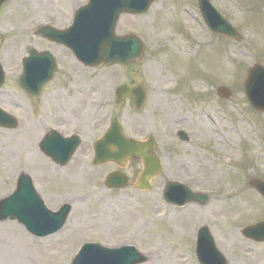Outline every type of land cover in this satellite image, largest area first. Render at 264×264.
<instances>
[{
    "label": "rangeland",
    "instance_id": "374dc122",
    "mask_svg": "<svg viewBox=\"0 0 264 264\" xmlns=\"http://www.w3.org/2000/svg\"><path fill=\"white\" fill-rule=\"evenodd\" d=\"M69 1L14 0L0 12L6 76L0 104L19 121L16 129L0 128V199L15 188L23 171L50 209L71 204L64 226L43 238L15 220L0 221V264H68L85 240L133 244L148 255L143 264H199L193 234L200 224L209 227L228 264H264V242L246 239L239 230L264 219L262 198L245 186L250 177L264 179V116L248 105L242 87L249 65H264V0H211L243 35L239 42L208 33L196 0H158L145 14L120 19L121 28L135 29L144 42L135 64L84 67L61 57L43 96L29 99L16 82L22 49L31 42L21 28L49 14L66 15ZM34 43L46 45L38 39ZM134 72L146 87V101L138 110L129 100L116 106L115 86L132 81ZM92 85L95 100L99 90L104 92L106 127L117 115L126 134L155 136L162 173L150 191L104 188L111 167H89L84 147L63 168L36 151L59 108L75 101L73 107L82 112L93 95L84 89ZM217 86L229 88L228 100L217 96ZM181 128L190 136L186 142L176 136ZM168 179L207 192L208 203L170 206L161 195Z\"/></svg>",
    "mask_w": 264,
    "mask_h": 264
},
{
    "label": "water",
    "instance_id": "95a60500",
    "mask_svg": "<svg viewBox=\"0 0 264 264\" xmlns=\"http://www.w3.org/2000/svg\"><path fill=\"white\" fill-rule=\"evenodd\" d=\"M3 1L0 0V3ZM92 1H97L98 4H101V10H98V8L94 9L89 15L92 23L86 26V30L88 31L86 36L90 40L88 41V47L85 49L72 41H68L67 44L73 48V51L85 63L90 65L100 63L126 64L139 58L142 53V43L137 38L123 36L121 39L113 40L111 39L112 31L108 29H106L105 34H102L99 39L96 37L103 31V26L109 16L106 13L109 9L106 8L110 5V10L113 9L116 18L122 11L138 14L144 13L153 0ZM198 4L203 18L214 32L233 38L237 37L235 30L211 6L209 0H198ZM101 43L107 44L102 45ZM108 43L117 47L109 48ZM39 58H42V60L38 63H35L33 58L26 59L28 66L26 68L25 79H23L24 77L20 79V83L25 87L26 92L30 96L39 94L41 86L50 79L54 70V65L50 61L49 55L46 54L44 57ZM2 75V71L0 70V83L3 78ZM35 81L36 84L34 83ZM245 89L250 104L257 110L264 111V68L261 65L256 63L250 68L247 81L245 82ZM127 94L132 95L136 107H139L144 99V89L138 84L134 88L118 87L116 89V102L118 103ZM0 125L15 127L17 122L13 117L0 110ZM63 141L54 143L48 151L46 150V153L53 158L61 155L65 150V143ZM75 141L76 139H74ZM153 146L154 141L152 139L147 142H139L126 138L117 118H113L108 130L95 144L94 161L95 163L113 161L117 164H124L130 158L139 159L143 169L136 179V185L149 189V178L160 172L158 158L152 152ZM66 155L64 157H67ZM107 184L111 186L124 185V178L111 175ZM248 184L264 197L263 180L252 178ZM169 189L170 196L167 198L165 195ZM163 195L169 201L178 204L190 201L205 203L207 200L206 195L192 193L185 186L172 182L166 184ZM68 211V204L64 205L56 213L48 211L36 195L29 177L22 173L18 177L15 191L8 197L0 200V220L6 218L17 219L29 232L36 236H44L59 229L65 221ZM242 233L253 239L264 240V222L245 228L242 230ZM196 253L202 264H227L225 258L215 248L213 239L205 226L199 231ZM144 259L133 247L111 251L88 244L82 247L71 264H137L143 262Z\"/></svg>",
    "mask_w": 264,
    "mask_h": 264
},
{
    "label": "flooded vegetation",
    "instance_id": "af4514ba",
    "mask_svg": "<svg viewBox=\"0 0 264 264\" xmlns=\"http://www.w3.org/2000/svg\"><path fill=\"white\" fill-rule=\"evenodd\" d=\"M68 14V13H67ZM63 15V14H62ZM48 18L52 19L51 14H49V16H47ZM62 19H64V17H60ZM52 24L56 25V23L54 21H52ZM68 23L64 24L61 23L60 25L62 26H57L59 28H62L63 26L67 25ZM117 30L121 29L120 26V20H118L117 22ZM125 28L126 31H128L127 29H130L131 27L125 26L123 27ZM23 32H25V29L23 28ZM117 34H121V31L116 32ZM34 38L40 39L41 41H45L49 47L55 49L56 52H61V51H66L67 49H65L63 46L56 44L54 42H50L48 40H46L45 38L42 37H38V36H34L33 33L31 34ZM28 46H26L24 48V50H27ZM62 54V53H61ZM61 57L63 58H67L66 55H61L58 56V61H61ZM88 83V82H87ZM95 86L93 87H87L86 89H84V93L86 92V94H90L92 93L93 95L89 97V100L87 101L86 107H83L82 112L81 111H77L75 110V108L73 107V103H68L70 105V107L68 106H64L63 108H59L58 112L55 113L56 117H55V123L51 124L54 128H59V129H69L71 126H73L74 124L77 125L78 128H81V130H79V132L83 133V132H88V131H96L99 132L101 129H104L105 126V115L102 114L101 108L102 105L104 104L103 102V97L104 94L101 96L100 95V91H99V95L97 97V101L95 102ZM66 97L67 98H71L68 94H67V90H66ZM77 100V99H76ZM78 101V100H77ZM75 104V103H74ZM40 141V140H39ZM39 145V142H38ZM86 152L87 155L89 153L88 151V146L86 147ZM126 169H129L131 173H135L136 170V166L135 163L133 161L129 162L128 166Z\"/></svg>",
    "mask_w": 264,
    "mask_h": 264
}]
</instances>
